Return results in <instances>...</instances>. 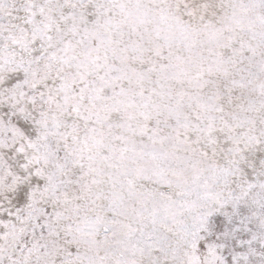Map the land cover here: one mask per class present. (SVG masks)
Masks as SVG:
<instances>
[{
  "label": "snow or ice",
  "instance_id": "6c2138e0",
  "mask_svg": "<svg viewBox=\"0 0 264 264\" xmlns=\"http://www.w3.org/2000/svg\"><path fill=\"white\" fill-rule=\"evenodd\" d=\"M0 264H264V0H0Z\"/></svg>",
  "mask_w": 264,
  "mask_h": 264
}]
</instances>
